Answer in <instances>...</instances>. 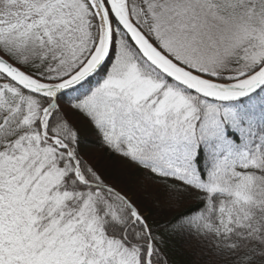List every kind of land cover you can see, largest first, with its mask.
<instances>
[{"label": "snow or ice", "instance_id": "snow-or-ice-1", "mask_svg": "<svg viewBox=\"0 0 264 264\" xmlns=\"http://www.w3.org/2000/svg\"><path fill=\"white\" fill-rule=\"evenodd\" d=\"M0 264H264V0H0Z\"/></svg>", "mask_w": 264, "mask_h": 264}]
</instances>
